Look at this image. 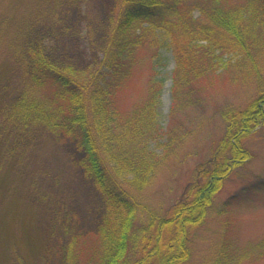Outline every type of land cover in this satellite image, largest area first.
Wrapping results in <instances>:
<instances>
[{"label":"trees","instance_id":"obj_1","mask_svg":"<svg viewBox=\"0 0 264 264\" xmlns=\"http://www.w3.org/2000/svg\"><path fill=\"white\" fill-rule=\"evenodd\" d=\"M106 33L101 60L86 70L58 66L39 46H23L24 83L18 95L0 100V133L11 129L16 142L30 128H44L83 152L79 166L103 211L95 231L70 235L64 264H183L190 231L204 222L223 182L251 160L242 142L264 121V0H112ZM165 53L174 62L170 116L199 105L203 80L221 72L232 81L256 82L258 95L245 108L219 112L226 132L218 147L196 165L179 198L156 215L134 194L150 185L177 138L170 137L163 156L148 150L158 132ZM140 65L150 69L146 95L125 109L123 90ZM251 189L264 190V178ZM145 211L148 225L135 234L138 213ZM230 244L221 247L218 264L236 259Z\"/></svg>","mask_w":264,"mask_h":264},{"label":"rangeland","instance_id":"obj_2","mask_svg":"<svg viewBox=\"0 0 264 264\" xmlns=\"http://www.w3.org/2000/svg\"><path fill=\"white\" fill-rule=\"evenodd\" d=\"M111 7L112 0H0V100L18 95L24 83L23 46H39L58 66L86 70L97 64ZM162 55L158 132L149 138L148 150L163 156L170 137L177 138L150 185L133 193L156 215L179 198L196 165L218 147L226 132L219 112L245 108L258 95L256 82L232 81L221 72L203 80L199 105L170 116L174 62L170 53ZM147 66L140 65L135 81L123 90L125 109L146 95ZM14 135L11 129L0 133V264H64L70 235L96 230L102 200L79 166L83 152L73 141H60L44 128H30L16 142ZM242 144L252 158L223 182L204 222L190 231L183 264H218L226 240L236 256L230 264H264V190L251 189L264 178V121ZM245 187V195L224 207ZM137 217L135 234L149 222L146 211Z\"/></svg>","mask_w":264,"mask_h":264}]
</instances>
